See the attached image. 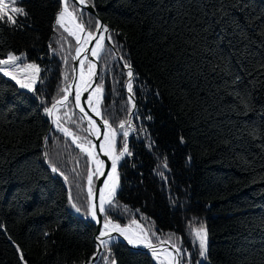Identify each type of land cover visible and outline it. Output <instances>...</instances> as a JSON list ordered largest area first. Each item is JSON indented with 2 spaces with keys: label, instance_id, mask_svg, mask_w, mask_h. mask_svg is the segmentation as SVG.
<instances>
[{
  "label": "trees",
  "instance_id": "16d2710c",
  "mask_svg": "<svg viewBox=\"0 0 264 264\" xmlns=\"http://www.w3.org/2000/svg\"><path fill=\"white\" fill-rule=\"evenodd\" d=\"M88 1L113 46L99 55L98 109L118 132L125 122L132 153L104 224L168 241L182 250L180 264H264V0ZM67 3L94 32L95 17ZM18 6L27 16L22 27L0 23V59L22 56L15 75L24 83L25 65L40 71L31 89L0 72V264H83L95 248L94 162L57 124L85 147L91 138L71 100L45 112L69 84L76 40L55 24L61 0ZM124 142L121 133L118 153ZM162 260L110 240L96 264Z\"/></svg>",
  "mask_w": 264,
  "mask_h": 264
},
{
  "label": "snow or ice",
  "instance_id": "6c2138e0",
  "mask_svg": "<svg viewBox=\"0 0 264 264\" xmlns=\"http://www.w3.org/2000/svg\"><path fill=\"white\" fill-rule=\"evenodd\" d=\"M64 7L63 10L60 11L55 19V24L59 28H62L65 32H67L70 36H72L76 42L77 45H79L76 48V56L73 57L74 60H77L80 58L81 53L83 52V59L80 60V83L75 85V94H74V103L77 108H79V111L84 114V117L87 118L88 121V128L85 129V131L89 132L91 135H95L97 139H100L102 137V142L99 145L100 152L103 153L104 156L109 157L111 160V171L108 173V178L103 182L104 188L99 190V205L98 210L101 214L105 213L107 209L105 208V203L108 205L114 204V197L117 191L118 187V172H117V162L123 158L126 154L128 156H131L132 153L128 149L127 144V137L129 135V132L126 130V124L125 122H120L119 124V132L117 129H114L110 124L109 121L104 119L103 124H97V122L92 118L91 115L88 114V112L85 111V107L81 104V96L83 92H89V89H91V92L89 93V96L86 98L85 103L88 105V107L95 112L96 116H101L100 111L93 107L92 98L93 95L97 97L96 103H100L102 100V93H103V85L100 83H95V77L97 76V73L95 72V64L88 59V53L91 52L92 56L99 55L98 49L102 51L105 47L103 41L107 39L108 41H111V36H106L105 34L108 33V28L106 25H102L97 21V26L95 31H87L82 23H78L76 20V16L74 15V12L69 11V6L67 3V0H63ZM20 3V0H0V23H6L10 26H20L23 25L19 23L18 18L20 16H27L26 10L18 6ZM77 3L80 5H85L86 0H77ZM70 24H74L75 28L79 29V32L72 30L71 27H69ZM83 33V35H81ZM95 42V47L88 48L85 47L86 45ZM23 59L22 56H17L12 53H8L5 58L0 59V72H2L5 76H10L13 80H16V83L20 85L21 88H32V85L36 81V76L39 73L40 69L36 64H28L25 65L24 68L30 69L32 71V78L29 80L28 83H24L21 80L16 78L15 73L19 71H23V69L20 68V65L17 63V61H21ZM123 59V57H121ZM85 61H88L87 64V76L85 75ZM124 67L128 69L127 76L129 77V82L126 85L127 91L130 94L129 100H132V93H133V84L131 82L133 77V72L131 69V65L127 62H125ZM67 76H65V80H67ZM93 84H95V87H93ZM73 85L69 84L66 88L61 89L62 92H64V95L57 99L53 104L51 108H46L45 112L49 115H53L54 111L57 110L58 106H66L67 102L69 101V96L72 95V92L69 91L70 88H72ZM135 105L133 104V107ZM131 127V125H128ZM57 127L60 131L64 133L65 136H70L73 138V143L76 144V147L80 149L82 153H84L88 158L90 162H94L97 165V168L95 169L96 173L99 175H104L103 172L100 171V168L104 166V161L100 160L99 153H96L93 151L97 146L92 143L91 140H88L87 137L84 138V141L90 145V147H85L84 143H78L79 137L74 136V134L68 129L63 128L59 124H57ZM106 129V131L101 132V128ZM122 133V137L124 138L125 142L123 144V149L118 154H116V142H117V136ZM164 168H167V164L165 163ZM53 171H57L55 167L52 169ZM161 175H163L161 173ZM92 178L93 173L90 171L88 174V184L91 186L92 184ZM111 181V183H109ZM105 189L107 190V197L105 196ZM89 199L93 200V192L91 187H89L88 190ZM92 218H97V205L95 203L90 205ZM79 211V209H77ZM133 224H136V221H132ZM139 227V225H137ZM105 232H102L100 235L104 236L109 231H119L122 235L125 236V239L128 240L129 244H144L145 247H149L153 251V255L156 256V249L151 244V241L148 238L147 233H144L143 230L141 231V235L135 236V235H128L130 232L129 228H122L119 224L112 223L111 221H107L104 224ZM205 230L203 228L196 230V236L199 238V255L201 258H206V245H205V237L202 235ZM101 244L106 245L107 241L101 240ZM173 251L168 252L166 259L168 264H180V253L181 249L176 248L174 245ZM190 259V257H189ZM21 260H23V255L21 254ZM161 264H165V262L162 260ZM199 264V262H197Z\"/></svg>",
  "mask_w": 264,
  "mask_h": 264
},
{
  "label": "water",
  "instance_id": "95a60500",
  "mask_svg": "<svg viewBox=\"0 0 264 264\" xmlns=\"http://www.w3.org/2000/svg\"><path fill=\"white\" fill-rule=\"evenodd\" d=\"M71 1L75 3V5L77 6L78 10L84 9V10L88 11L92 16L95 17L96 22L99 21L100 24L106 25L107 28H108V33H106L105 35L109 36V31H110L109 25L99 16L96 8L88 0H86L87 7H85V5L78 4L77 0H71ZM63 7H64V5H62V8ZM76 20L79 21V22L77 21L78 23H82L84 25L85 29H86V26H85V24L82 21L80 16ZM96 26H97V24H96ZM81 35H83V33H81ZM103 43H106L111 48H113L111 42L108 41L107 39H105L103 41ZM94 44H95V42H92V43L86 45L85 47L92 48ZM78 46L79 45H77V42H76V45L74 47V51H73V54H72V75H71V79L69 81V84L73 85V87L69 89V91L72 92V95L69 96V100L72 101L75 111L80 115V117L84 121L85 129H86V128H88L87 118L84 117V114L81 113L79 111V108H77L75 106V103H74V100H73L74 94H75V84H76V81L78 79L80 60L83 59V55H84L83 52H82L79 59H77V60L73 59V57L76 56V48ZM88 59L91 60L95 64V69L94 70L97 73V76L94 79H95V83H96L98 75H99V69H100V67H99V56L94 58V57H92L91 52H89L88 53ZM118 59L120 60L119 56H118ZM87 64H88V61L86 63V76H87ZM93 87H95V84H93ZM90 91H91V89H89V92H83L82 93L81 104L85 107V111L88 112V114L92 116V118L97 122V124H101L102 125L103 124V120H104L102 118V116H96L95 112H93L88 107V105L85 103V100L88 97V94L90 93ZM131 95H132V99L134 100V103H135V97H134L133 93ZM132 128L134 129V127H132ZM103 131H105V129L102 127L101 128V132H103ZM87 134L91 138L92 143L97 146L95 148V151H96V153H99V159L103 160L105 163H104V166L101 167V170H100L101 172L104 173V175L97 174L95 185H94V191H93L94 199L92 200V204L95 203L97 205V218L93 219L92 218V214H91V217L89 218V221H91L93 223L94 227H95V232H94V235H93L95 248H94V251L92 252V254L90 255V257L88 259H86L83 262V264H96V261H97L98 257L100 256V254H101V252L103 250V246H104L103 244H101V240H104V241L117 240V241H120L121 243H124L127 247H129L131 249L147 252V253L153 255L152 249L149 248V247H145L144 244H135V245L134 244H129L128 240L125 239V236L122 235L119 231H109L104 236L100 235L102 232H105V230H103V227H104L103 215H104V213L101 214L99 212V210H98L99 190L102 189L104 179L106 178L107 174L109 173V171L111 169V167H110L111 166V160L109 159V157L104 156L103 153L100 152L99 145L102 142V137L100 139H97L95 135H91L89 132H87ZM131 136H132V134L130 135V137ZM117 140H118V136H117ZM116 154H118V152H117V142H116ZM121 160H122V158L117 162V172H118V168H119ZM117 191H118V187H117ZM117 191H116V194H117ZM106 205H107V203H105L104 206L106 207ZM152 245L156 249V253L157 252H161V253L162 252H166L167 253V252L173 251V247H172L173 245L171 243H169L168 241H162V242H160L158 244H152Z\"/></svg>",
  "mask_w": 264,
  "mask_h": 264
},
{
  "label": "bare ground",
  "instance_id": "6f19581e",
  "mask_svg": "<svg viewBox=\"0 0 264 264\" xmlns=\"http://www.w3.org/2000/svg\"><path fill=\"white\" fill-rule=\"evenodd\" d=\"M62 1V5H64V2H63V0H61ZM61 10H63V8L61 9ZM78 21V20H77ZM79 22V21H78ZM73 27H74V31H78L79 32V29H77V28H75V25L73 24ZM93 47H95V44L93 45ZM98 52H99V55H100V53L102 52V51H100L99 49H98ZM98 55V56H99ZM92 57H97V56H92ZM86 63H87V61H86ZM85 75H86V64H85ZM79 77H80V67H79V72H78V79H77V81H76V84H79L80 83V79H79ZM75 84V85H76ZM91 92V91H90ZM96 100H97V97L95 96V95H93V98H92V101H94L95 103H96ZM98 105V104H97ZM94 107V106H93ZM105 131H106V129H105ZM99 158V157H98ZM97 168V165L94 163V170ZM100 170H101V168H100ZM110 171H111V169H110ZM109 171V172H110ZM95 174H96V176H97V174L98 173H96V171H95ZM107 178H108V174H107V176H106V178L104 179V181L105 180H107ZM109 183H111V181H109ZM104 188V184H103V187H102V189ZM105 196L107 197V190L105 189ZM103 230H105L104 229V227H103ZM166 253V252H165ZM168 254V252L166 253V255Z\"/></svg>",
  "mask_w": 264,
  "mask_h": 264
},
{
  "label": "rangeland",
  "instance_id": "374dc122",
  "mask_svg": "<svg viewBox=\"0 0 264 264\" xmlns=\"http://www.w3.org/2000/svg\"><path fill=\"white\" fill-rule=\"evenodd\" d=\"M73 29H74V27H73ZM74 30H75V29H74ZM76 31H77V30H76ZM77 32H78V31H77ZM24 74H26V76H25L24 78L26 79V83H28L29 80L32 78V71L29 70V69H26V70L24 71ZM20 80L23 82L22 79H20ZM25 89H29V88H25ZM94 107L98 109V105H97V103H95ZM98 110H99V109H98ZM202 234H203V233H202ZM156 255H162V257H163V256H167L165 252H162V253H161V252H157Z\"/></svg>",
  "mask_w": 264,
  "mask_h": 264
}]
</instances>
